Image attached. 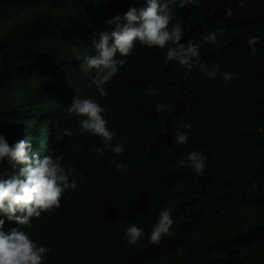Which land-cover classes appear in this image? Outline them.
<instances>
[{
	"label": "trees",
	"instance_id": "16d2710c",
	"mask_svg": "<svg viewBox=\"0 0 264 264\" xmlns=\"http://www.w3.org/2000/svg\"><path fill=\"white\" fill-rule=\"evenodd\" d=\"M118 1L0 0V132L10 144L31 140L35 151L62 153L78 185L30 225L9 222L4 214L3 229L21 227L49 247L44 264H264V93L254 95L264 84V0H246L242 7H231V0L170 5L173 20H181V42L191 39L204 63L234 73L227 82L195 69L184 79L186 69L165 63L163 49L136 42L135 56L123 57L125 64L104 85L108 95L100 97L95 72L82 73L77 57L91 51L94 33L114 15ZM126 2L140 7L139 0ZM229 7L232 15L225 17ZM231 20L240 27L229 29ZM210 30L217 32L215 46L202 39ZM257 35L261 41L250 55L247 39ZM234 44L239 62L231 55ZM181 80L188 104L174 113L181 91L161 94ZM148 84L157 92L148 94ZM77 95L103 105L107 126L116 132L112 142L124 144L122 154L93 151L99 138L79 131L67 113ZM157 101L171 112L159 114ZM241 102L256 112L249 114ZM239 106L245 112L235 118ZM57 117L61 130L73 132L59 141ZM182 122L191 124L186 145L173 143L172 129ZM161 124L167 134L159 133ZM193 150L206 157L203 176L178 163ZM110 158L125 162L127 170L109 167ZM13 171L7 161L0 164L5 178ZM163 206L173 209V237H162L159 245L142 237L127 243L124 228L136 223L147 236Z\"/></svg>",
	"mask_w": 264,
	"mask_h": 264
},
{
	"label": "clouds",
	"instance_id": "9594fccd",
	"mask_svg": "<svg viewBox=\"0 0 264 264\" xmlns=\"http://www.w3.org/2000/svg\"><path fill=\"white\" fill-rule=\"evenodd\" d=\"M139 1L140 7L130 6L122 15L117 13L106 20L112 27L96 31L92 38V47L95 54H86L77 57L79 70L84 74L95 72L92 82L100 97L107 96L104 85L125 64L123 57L132 53L134 43L147 48H159L164 50L165 63L176 62L186 71L184 79H189L192 70L195 69L205 78L215 79L218 75L225 82L230 80L234 73L222 71L218 64L208 66L200 59L199 45L191 39L181 42L184 31L180 19L173 20L174 13L170 5L184 8L186 4L199 6L200 0H143ZM242 7L246 0H236ZM225 17L232 15L231 8L225 9ZM172 21V23H170ZM206 27V25H205ZM202 39L212 45L217 44V32L206 31ZM261 41L260 36H251L247 39L250 55H255L256 44ZM233 45L231 55L235 57ZM163 97H173L171 91H181L177 98L174 113L182 112L188 104V88L183 80L164 87ZM148 94L157 92L151 84L147 85ZM264 93V84L255 90L254 95ZM155 110L171 112V106L163 101H157ZM106 109L97 99L91 96H74L72 103L67 106V113L74 117L79 131L98 137L100 145L93 146V151L103 156L105 151H111L120 155L125 151L122 142L113 143L116 136L115 130L107 126L104 116ZM249 114L251 112L249 111ZM189 122H182L172 129L173 143L186 145L188 142ZM166 124H161L159 133L167 134ZM72 129L64 128L57 132L55 140L59 141L64 136H71ZM63 154H56L55 149L47 154L32 149L31 140L16 139L11 144L3 132H0V164L7 161L13 169V173L7 178L0 175V264H44L50 248L39 244L31 234L21 227H12L8 232L3 230L6 214L7 219L18 222V225H30L31 218L40 217L42 212L52 211L61 203L64 193H71L77 189V180L73 175L74 167H65L62 163ZM186 165L195 175H204L207 167L206 157L198 151H191L187 158L178 162ZM109 167L115 165V170L124 172L128 165L123 161H107ZM173 209L168 206L159 208L156 221L151 225V231L145 235L144 229L136 223H129L124 228V238L129 244H135L141 237L152 245H159L164 236L173 237L175 234V218Z\"/></svg>",
	"mask_w": 264,
	"mask_h": 264
},
{
	"label": "bare ground",
	"instance_id": "6f19581e",
	"mask_svg": "<svg viewBox=\"0 0 264 264\" xmlns=\"http://www.w3.org/2000/svg\"><path fill=\"white\" fill-rule=\"evenodd\" d=\"M140 1V3L143 5V2L145 3V1H143V0H139ZM235 2H236V0H231V7L235 4ZM131 6V2L129 3V2H126V0H119L118 1V5H117V8H116V11H115V13H114V15L115 14H117V13H119V14H123L129 7ZM175 6V5H174ZM173 6V7H174ZM171 7V6H170ZM230 24H229V29H237V28H239L240 26L238 25V21L237 20H231L230 22H229ZM111 26L110 25H108L107 23H104L103 24V27L102 28H104V30H106V29H109ZM229 34V33H228ZM233 37H234V35H233ZM135 46L136 45H134V47H133V50H132V53L130 54V55H128V56H126V57H128L129 59H133V57L135 56V53H136V49H135ZM146 47H143V49H145ZM242 50V49H241ZM240 50V51H241ZM95 49L92 47V49H91V51L90 52H88L87 54H95ZM239 62V61H238ZM79 68V67H78ZM94 72H92L91 74H93ZM151 74H152V76L153 77H155V76H157V75H161L160 73H157V72H151ZM157 81H154V83H156ZM119 87H121V86H119ZM121 89H122V87H121ZM239 103V102H238ZM237 103V104H238ZM242 104H243V107L245 108V109H247V110H249L250 112H256V110L254 109V108H250V107H247L243 102H241ZM236 104V105H237ZM233 105H235L234 103H233ZM239 108H240V111L239 112H237V113H234L233 114V116L235 117V118H239V117H241V115L243 114V112H245L243 109H242V106H239ZM264 111V110H263ZM58 113H59V110H58ZM57 121H58V123H57V126L58 127H60V130H61V123H59L60 122V119L57 117ZM14 123H16L15 121H14ZM48 123H50V120H48ZM172 123V122H171ZM170 123V124H171ZM60 124V125H59ZM16 126H17V123H16ZM30 126H32L34 129H35V127H34V124H33V120H31V122H30ZM17 128L19 129V130H22V129H20L18 126H17ZM171 128V127H170ZM27 130V128H25V129H23L22 130V132H25ZM52 131V133L51 134H53L54 135V132H53V130H51ZM39 133L40 134H42V132H40V130H39ZM49 133H50V130H49ZM263 195V194H262ZM83 207V205L82 206H80V207H77V209L78 208H82ZM9 222H12L11 220H8ZM16 224H18V222H16ZM3 230H6V232H8L10 229L9 228H4Z\"/></svg>",
	"mask_w": 264,
	"mask_h": 264
},
{
	"label": "rangeland",
	"instance_id": "374dc122",
	"mask_svg": "<svg viewBox=\"0 0 264 264\" xmlns=\"http://www.w3.org/2000/svg\"><path fill=\"white\" fill-rule=\"evenodd\" d=\"M33 124H34V120H33ZM53 126V125H52ZM51 129L53 130V127H51Z\"/></svg>",
	"mask_w": 264,
	"mask_h": 264
}]
</instances>
